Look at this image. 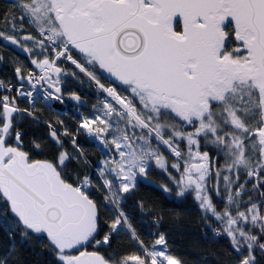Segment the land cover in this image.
Returning a JSON list of instances; mask_svg holds the SVG:
<instances>
[{
	"label": "snow or ice",
	"instance_id": "6c2138e0",
	"mask_svg": "<svg viewBox=\"0 0 264 264\" xmlns=\"http://www.w3.org/2000/svg\"><path fill=\"white\" fill-rule=\"evenodd\" d=\"M0 264H264V0L0 4Z\"/></svg>",
	"mask_w": 264,
	"mask_h": 264
},
{
	"label": "built area",
	"instance_id": "2783aa9c",
	"mask_svg": "<svg viewBox=\"0 0 264 264\" xmlns=\"http://www.w3.org/2000/svg\"><path fill=\"white\" fill-rule=\"evenodd\" d=\"M54 107L56 108V110L58 111V112H69V111H71V113H73V115L75 114L74 113V109H73V106L72 105H70L69 103H65L64 105H59V104H55L54 103Z\"/></svg>",
	"mask_w": 264,
	"mask_h": 264
},
{
	"label": "trees",
	"instance_id": "16d2710c",
	"mask_svg": "<svg viewBox=\"0 0 264 264\" xmlns=\"http://www.w3.org/2000/svg\"><path fill=\"white\" fill-rule=\"evenodd\" d=\"M6 2H8V0H0V4H2V3H6ZM67 113L72 114L71 111H69V112H67ZM144 191L146 192L147 189H144ZM175 206H176V207H185L186 205H179V204H177V205H175ZM177 242L179 243V241H177Z\"/></svg>",
	"mask_w": 264,
	"mask_h": 264
},
{
	"label": "water",
	"instance_id": "95a60500",
	"mask_svg": "<svg viewBox=\"0 0 264 264\" xmlns=\"http://www.w3.org/2000/svg\"><path fill=\"white\" fill-rule=\"evenodd\" d=\"M68 103H72L71 101H68Z\"/></svg>",
	"mask_w": 264,
	"mask_h": 264
}]
</instances>
